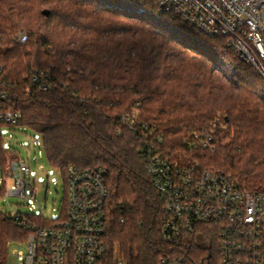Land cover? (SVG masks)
Here are the masks:
<instances>
[{"label":"trees","instance_id":"16d2710c","mask_svg":"<svg viewBox=\"0 0 264 264\" xmlns=\"http://www.w3.org/2000/svg\"><path fill=\"white\" fill-rule=\"evenodd\" d=\"M157 1L0 0V58L19 125L42 136L63 210L70 166L106 169L107 241L124 264L187 253L162 238L166 213L126 115L156 126L173 154L189 153L195 133L211 135L213 148L193 158L264 192V79L229 38H208ZM39 72L47 90L33 82ZM27 236L0 212V264ZM216 245L215 232L196 236L185 264H219Z\"/></svg>","mask_w":264,"mask_h":264},{"label":"built area","instance_id":"2783aa9c","mask_svg":"<svg viewBox=\"0 0 264 264\" xmlns=\"http://www.w3.org/2000/svg\"><path fill=\"white\" fill-rule=\"evenodd\" d=\"M157 6L161 13L175 12L210 38H229L228 46L264 79V0H158ZM15 39L25 43L26 32H19ZM3 72L0 58V152L5 156V163L0 157L1 198L7 202L10 197L36 200L34 185L46 180L32 178L29 161L5 146L10 130L22 128V115L10 103ZM47 77L39 72L32 79L47 90ZM122 121L139 138L145 170L166 213L162 238L188 253L196 236L215 232L219 264H264V192L247 190L232 175L208 169L193 158L198 147L213 148V137L195 133L188 143L189 153L173 154L165 149L156 126L138 121L135 115H126ZM106 176L102 166L80 169L72 165L67 207L59 215L46 218L33 213L34 206L27 214L4 213L28 232L22 243L26 250L11 249L17 264H124L112 254L107 241ZM186 254L161 257L157 264H185Z\"/></svg>","mask_w":264,"mask_h":264},{"label":"rangeland","instance_id":"374dc122","mask_svg":"<svg viewBox=\"0 0 264 264\" xmlns=\"http://www.w3.org/2000/svg\"><path fill=\"white\" fill-rule=\"evenodd\" d=\"M5 141L7 142L5 146L16 150L21 154L22 158L29 161L33 172L32 178H36L39 181L44 178L46 182H38L34 185L36 200L10 197L7 202L5 198H1L0 193V212H21L27 214L31 210L30 207L34 206L35 209L31 211L35 214H42L46 218H54L59 215L65 198L64 185L60 172L51 167L43 147L40 146L43 143L42 136L27 128H15L10 130ZM47 175L49 176L47 177ZM3 180L4 173L0 164V192ZM14 247L26 250V245L24 244L12 246L11 249ZM9 264H17L11 257V251Z\"/></svg>","mask_w":264,"mask_h":264},{"label":"water","instance_id":"95a60500","mask_svg":"<svg viewBox=\"0 0 264 264\" xmlns=\"http://www.w3.org/2000/svg\"><path fill=\"white\" fill-rule=\"evenodd\" d=\"M44 14L48 16L49 15V12L48 11H45Z\"/></svg>","mask_w":264,"mask_h":264},{"label":"flooded vegetation","instance_id":"af4514ba","mask_svg":"<svg viewBox=\"0 0 264 264\" xmlns=\"http://www.w3.org/2000/svg\"><path fill=\"white\" fill-rule=\"evenodd\" d=\"M210 247V246H209ZM209 250H211V247L209 248Z\"/></svg>","mask_w":264,"mask_h":264}]
</instances>
